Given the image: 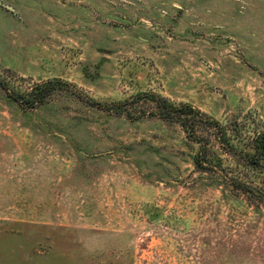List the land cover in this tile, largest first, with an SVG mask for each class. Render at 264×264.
Segmentation results:
<instances>
[{
  "label": "rangeland",
  "instance_id": "obj_1",
  "mask_svg": "<svg viewBox=\"0 0 264 264\" xmlns=\"http://www.w3.org/2000/svg\"><path fill=\"white\" fill-rule=\"evenodd\" d=\"M0 82V264H264V0H0Z\"/></svg>",
  "mask_w": 264,
  "mask_h": 264
},
{
  "label": "trees",
  "instance_id": "obj_2",
  "mask_svg": "<svg viewBox=\"0 0 264 264\" xmlns=\"http://www.w3.org/2000/svg\"><path fill=\"white\" fill-rule=\"evenodd\" d=\"M0 83L5 89H7L3 82ZM67 85L69 84L62 80H48L40 85L34 86L25 95L16 94L12 97L22 104H27V107H36L38 105L44 104L53 94L61 91L63 86ZM148 98L153 103V105L150 109L151 111L148 114L143 113L144 116H156L167 121L180 122L181 125L187 130L194 129L200 122H203L204 119H207L205 122L218 125V123L215 121H209V119L206 118L200 111L189 104L175 105L168 99L156 94H150L148 95ZM93 103L97 106L106 108L108 111L116 110L115 107H110V105H105L96 101H93ZM118 113L120 114V112ZM227 134L228 133L226 131L222 132L221 135L218 136L219 140L227 141ZM195 141L198 144H202V138L200 137H196ZM253 150L255 152L254 157L264 160V132L258 133L253 138ZM210 158L211 157L207 153L199 151L194 157V163L198 167L209 170L214 168V160L212 161ZM255 166L257 165L255 164ZM215 167L219 168L217 166Z\"/></svg>",
  "mask_w": 264,
  "mask_h": 264
},
{
  "label": "water",
  "instance_id": "obj_3",
  "mask_svg": "<svg viewBox=\"0 0 264 264\" xmlns=\"http://www.w3.org/2000/svg\"><path fill=\"white\" fill-rule=\"evenodd\" d=\"M9 9H11L12 11H14L11 7L7 6Z\"/></svg>",
  "mask_w": 264,
  "mask_h": 264
}]
</instances>
